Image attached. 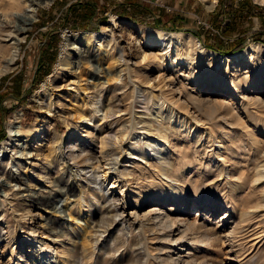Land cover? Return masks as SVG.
Segmentation results:
<instances>
[{"label": "rangeland", "instance_id": "1", "mask_svg": "<svg viewBox=\"0 0 264 264\" xmlns=\"http://www.w3.org/2000/svg\"><path fill=\"white\" fill-rule=\"evenodd\" d=\"M0 15L5 18L1 11ZM263 16L264 4L255 0H216L211 9L201 0H51L39 5L13 65L0 74V150L9 141L10 123L19 124L26 135L28 128L48 126L41 143L24 142L13 158L8 151L0 162V175L10 192H17L15 197L0 196L5 216H0V264H264V72L257 77L253 63L218 66L206 55L203 62L213 70L197 88L219 105L200 112V123L192 120L195 125L189 122V130L175 131L173 151L163 146L150 150L148 145L159 140L161 123L168 125L162 117L151 116L154 103L167 106L165 96L174 94L187 105L186 92L195 83L187 79L190 69L176 59V52L169 59L158 45H146L134 26L184 38L192 34L215 52L244 47L232 54L218 52L230 56L253 43L264 45ZM107 26L113 33L102 45L70 44L64 68L56 69L66 33L87 35ZM120 48L136 74L149 77L140 87L145 88L143 96L153 98L150 109L145 100L130 98L135 72L130 79L128 74L116 79ZM155 54L149 66H136L135 61L145 64ZM99 81L109 89L98 97L100 106L92 97ZM115 84H123L119 92L128 91L122 108L131 105L128 114L114 113L126 123L104 127L103 135L112 129L117 149V159L106 160L99 153L100 138L88 137L86 123L94 121L89 116L81 120L78 112L99 107L106 111ZM130 117L134 119L127 122ZM143 118L150 125L138 121ZM68 123L76 124L77 135L69 133ZM55 133L63 152L83 136L81 142L97 155L89 170H98L102 190L90 172L78 171L66 154L43 164L56 150L49 142ZM133 146L153 153L156 167L163 153L173 166L168 175L131 156ZM108 148L106 143L104 149ZM158 191L167 196L162 203L153 197ZM139 195L143 198L137 204ZM157 203L162 214H169L171 227L165 230L147 225L148 210ZM179 217L195 218V227L182 233L181 223L175 222ZM48 253L52 256L44 259Z\"/></svg>", "mask_w": 264, "mask_h": 264}, {"label": "bare ground", "instance_id": "2", "mask_svg": "<svg viewBox=\"0 0 264 264\" xmlns=\"http://www.w3.org/2000/svg\"><path fill=\"white\" fill-rule=\"evenodd\" d=\"M50 1L51 0H0V11H1L2 15L5 17L3 19V18H1V15H0V74L5 72L7 69L11 68V66L13 65L15 55L17 54L18 49H19L20 40L23 37L22 35L24 34V32L26 31L28 26L30 24H32L34 18L36 17L37 7L39 5H46L47 6V4ZM201 1L206 4L207 8L211 9L214 6L216 0H201ZM255 1L257 3L264 4V0H255ZM15 18L17 19V22H15ZM111 24L112 25L115 24L114 19H112ZM134 26H136L137 33L140 35V37H142L144 39V42L146 45H149V46L158 45L160 48H162L163 51H165V53L167 54L166 56L169 59L170 58L172 59L173 58L172 53L176 52L177 53V55L175 56L176 59L177 60H183L185 62V65L187 66V69H190L188 72L189 74H188L187 79L189 80V82L195 83V84H193V86H190V90L189 91L187 90V92H186L187 102L189 101V103H187V105L184 104L183 102H181L179 100V98H175L176 96H174V94L170 95V96H168V95L165 96V98H167V101H165V103L168 102L167 106H164V104H163L164 102L163 103H158V102L154 103L156 105V107H153L154 110L151 112V116L153 118L162 117V119H165L168 122V125L164 126L161 123L159 140H157V142H154L155 146H153V145L149 146L148 145V147H151L150 150H153L159 146H163L164 147L163 150L165 149L168 151H173V145L172 144H175L173 142H174V139L176 138L174 136H175L177 130L181 129L182 127L183 128L185 127L189 130L190 126L195 125V124H193L194 122L198 123L200 121V119L198 118L200 112L205 111V109L206 110H212L219 105V101L213 99L212 97H210V96L203 97L202 96V89H201L202 87L197 88V86H199L201 83L200 81L203 80L205 74H210V71L213 70L212 66L203 62L206 55L210 57V59H208V60H210V63L214 64V62H216L215 64L218 66H222V65L229 66L231 63H234L236 66L239 64H245V63L252 64L253 63L252 66H255V68H256L255 74L257 77H260V75L264 72V45H262V44L253 43L241 52L235 53V54L230 55V56H225V55H222L218 52H215L213 50H210V49L203 47L201 44H199V42L196 40V37L193 36L192 34H189L188 36H186L184 38L181 35L176 34L174 32H168V31H164L161 29H155L152 27H142V26H138L137 24ZM133 32L134 31H130V33H133ZM112 33H113V27H111V26H107L102 31H99L96 33H90V34L88 33L87 35H83L80 33H71V34L66 33L64 35V40H63V44H62V52H61L60 59L57 62L56 69L58 70V69L64 68V66H63L64 58L70 50V44L75 42L78 44H85L87 46L91 45L92 43H99L100 45H102L108 39V37H110V35ZM111 41H112V39H111ZM120 49L121 50L119 51L118 62L120 63L121 69H120V71H118L119 75L116 76V79L118 80L121 76H124L127 74H128L129 79H130V77L132 78V76H130V75H131L132 71L135 72V68H133L132 65L130 67L129 64L131 62L125 56V50L122 48H120ZM160 51H161V49H160ZM157 57L158 56H156V54L155 55H149V57L147 58L148 61L145 64H142L141 60L135 61V64H136V66H138V65L149 66L153 62V60H156ZM110 58L113 59V56L110 55ZM200 60H202V61L199 62ZM171 63H174V61H172ZM166 66H168V63H166ZM65 68L67 71L70 70L69 67H65ZM110 69H111V66L109 67L108 72H110ZM122 72H124V73H122ZM227 74H228V72H227ZM134 76H135V79L134 80L132 79L133 86H131L130 89L128 90L130 92V98L132 100H134V99L137 100V98H141L140 100L138 99L140 102L142 100H145L147 102L146 103L147 104L146 109H150L152 107V105H148V103L150 101H152L153 98L145 96V94L143 96V92H144L143 89H145V88L140 87L141 83L143 81L147 82L149 77H147V75H146L144 78L141 79L140 76H138L136 74V72H135ZM111 78H113V77H111ZM122 79H121V82L124 83L122 81ZM186 83H187V81H186ZM104 84H105L104 81H99L98 83H95V89L92 90V92H93L92 97L96 98V102L99 103V106H100V102L102 101V99L101 98L99 99L98 97L101 96V93L103 91L107 90V88L105 87L106 85H104ZM122 86H123V84L122 85H119V84L114 85V88H115L114 92L115 93L113 92L114 93L112 96L113 100H112V103L110 102V104H108L107 108H105L106 111H104L103 108L100 109V107H99L95 111H93V110L88 111V113L86 111L78 112V114L80 115L79 117H81L80 118L81 120H82V118L89 116L88 120L94 121L93 125L91 123H86L87 128L89 130V131H87V132H89L88 137H91L92 139L100 138V143H102L103 146L101 148H99V153L106 160L107 159H115L116 160L117 158L115 156L117 155V149L114 148V146L112 144V140L114 139L112 129H109V132L107 135H103L105 132L104 127L105 126L108 127V126H111V125L117 124V123L119 124L120 121L123 122L122 118L114 117V113L117 111H125V113L127 112V114H128V107H130V105H131L130 104L129 106H127L124 109L121 106V103L124 99V96L128 92V91L119 92L120 91L119 89H121ZM170 87H172V86H170ZM234 88H238V87H234ZM176 90H177V88H176ZM169 91H170V89H169ZM195 91H196V94L193 93ZM167 93H169V92L167 91ZM150 95H152V94H150ZM153 97H156V96H153ZM253 101L258 102L257 97H254ZM142 102H144V101H142ZM191 109H193V111H191ZM159 111H161V112L159 113ZM99 112H101V113H99ZM134 116H135V114H134ZM17 117L19 118L18 115H17ZM133 119H134L133 117H130V119L127 122H131V120H133ZM189 120H191V121H189ZM192 120L194 122H192ZM138 121L149 124V125L151 123L150 120H147L145 118L140 119ZM189 122H190V126H187ZM124 123H126V122H123L122 124H124ZM68 125L70 127L69 133L71 135L75 136V135H77L76 133H79V131L76 130L77 126L75 123H68ZM79 125L80 124H78V126ZM128 127L129 126L127 125V128ZM46 128H47L46 133H48V126L42 127V125H39L37 127L35 126V128H28L26 131L29 134L26 135V134H23L24 133L23 128L19 124L14 125L13 122L10 123V125H9V141L7 143V146L4 147L5 149L0 150V162L3 161V159L6 155V152H8V151L11 152V157L13 158L14 155L17 154V152H19V149L24 144V142H26L28 144L32 143V141H34V143H41L42 140L45 138V134H44L43 130L44 129L46 130ZM131 128H132V126H131ZM52 135H53L51 137L52 141L50 140L49 142H51V143L53 142L56 145L55 148L58 151V153L55 155L56 150L53 149L52 152L54 154L51 156L44 157L43 164H46V165L50 164L54 160L61 159L60 156H63L64 154H66L68 160L71 159L72 164H74L75 167H77V169H79L78 171L81 172V170H86L85 171L86 173L90 172V178L95 180V182L100 185V187H99L100 190H102L103 183L100 180V174H98L99 173L98 170H93V171L89 170V168L91 166L90 162L94 158H96L97 155L95 152H93L94 150H92L91 147L89 148V147H87V145L85 146V144L81 142L82 141L81 139H83V136L80 135L79 140L76 139V141H74L72 144L67 145V150L66 151L64 150V152H63L62 149L60 148V146L58 147V145L56 144V143H58L57 142L58 135L56 133L52 134ZM27 136H32V139H29V137H27ZM106 143L109 144V148L105 150L104 145ZM145 149H143L141 146H133L132 147L133 152L131 153V156L135 157L137 155L140 158V160H145L146 164L148 163L149 166H152V167L154 166L157 169V171L159 173H161L162 175H168L169 169L173 166H171L172 164L170 165L168 162H166V160L163 158L164 157L163 153H161L162 155H161V157H159L160 162L158 161L159 163L156 167V165H154L155 163L152 164V162H151L153 159V157H152L153 153H149L148 150H145ZM134 157H131L132 163L136 162V160L133 159ZM153 162H155V161H153ZM4 164H5V162H4ZM43 168H45V167H43ZM57 169H59V168H57ZM43 173H45V171H41V173H39V174L41 175ZM47 180H48V178H47ZM10 190H12V189L8 188L7 182H4V179L0 175V196L3 197V199H5L6 196L9 194H11L13 197H15L17 192L16 193L14 191L10 192ZM153 194L154 193H151V195H153ZM154 195L155 196H153V197H156L155 200H157L158 203H162V200L166 199V197H167L166 195L163 194L162 191H158ZM39 196H41V195H39ZM139 196L140 197L138 199H136L137 204H139L140 198H143L142 195H139ZM10 202H12V200H10ZM158 203L155 204L154 206L150 207V209L148 210V213H147L148 216L146 215V217H147L149 224H147V225L151 226V227L156 226V227H159V229L165 230L168 227H171V223H169V219H170L169 214L168 213L162 214L161 206H159ZM197 206L199 208V206L201 207V204L198 203ZM13 209H14V207H13ZM0 216L3 217L5 220V216L2 214L1 211H0ZM176 221L181 223V226L179 228H180V231L182 233L189 231L190 229H193L195 227L194 225L196 224L195 218H193V220H191V221H186V218H182V217L180 218L179 217L175 220V222ZM143 225H145V224H143ZM180 238H182V236H179L178 238H176L175 241H178ZM51 256H52V254L48 253L45 256H43V258L48 259Z\"/></svg>", "mask_w": 264, "mask_h": 264}, {"label": "trees", "instance_id": "3", "mask_svg": "<svg viewBox=\"0 0 264 264\" xmlns=\"http://www.w3.org/2000/svg\"><path fill=\"white\" fill-rule=\"evenodd\" d=\"M150 26V25H149ZM157 26V25H156ZM153 27H155L154 25H153ZM234 47V46H233ZM233 47H231V48H228V49H226V50H223V49H220V48H217V50H219V51H222V52H225V53H223V54H226V53H228V54H232V53H234V52H237V51H240V50H242L243 48H241V49H239V50H236V51H233L232 52V50L234 49ZM239 48V46H237V48L236 49H238ZM216 50V51H217ZM218 51V52H219ZM229 52H231V53H229Z\"/></svg>", "mask_w": 264, "mask_h": 264}, {"label": "crops", "instance_id": "4", "mask_svg": "<svg viewBox=\"0 0 264 264\" xmlns=\"http://www.w3.org/2000/svg\"><path fill=\"white\" fill-rule=\"evenodd\" d=\"M262 13H263V11H262ZM263 19H264V16H263Z\"/></svg>", "mask_w": 264, "mask_h": 264}]
</instances>
